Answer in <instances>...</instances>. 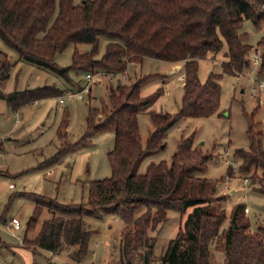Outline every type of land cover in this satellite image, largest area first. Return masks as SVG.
Returning a JSON list of instances; mask_svg holds the SVG:
<instances>
[{
	"label": "trees",
	"instance_id": "obj_1",
	"mask_svg": "<svg viewBox=\"0 0 264 264\" xmlns=\"http://www.w3.org/2000/svg\"><path fill=\"white\" fill-rule=\"evenodd\" d=\"M243 20L262 28L264 0H0V40L18 54L19 60L44 67L69 81L65 75L69 69L115 74L124 72L129 63L139 69L146 57L183 64L181 106L175 114L151 112L154 130L146 149L141 146L137 115L147 111L161 94L156 91L149 97L140 96L142 84L151 76L110 87L108 101H101V109H89L81 141L91 134L114 133L113 148L107 154L111 174L90 182L84 203L61 204L39 198L26 231L35 228L42 207L51 215L33 239H23L24 246L52 254L69 248L70 259L81 263L94 234L82 217L113 214L124 224L118 240V264H133L134 254L141 250L142 264H150L153 233L172 210L180 214L181 220L158 264H264V227L250 231L239 216L244 206L237 205L228 226L221 229L226 216L212 205L217 184L199 176L206 170L209 155L194 146L193 136L180 140L169 163L152 162L144 173L135 172L146 153L164 147L163 139L171 126L181 119L216 113L219 75L210 73L200 82L198 61L222 51L226 59L221 63L224 72L236 75L247 67L253 47L243 42L245 35L238 32ZM101 37L108 41L102 56L96 58ZM71 44H88L92 49L78 52L74 48L71 64L62 70L53 57ZM256 47L260 51L257 73L261 75L264 30ZM13 65L0 51V84L9 77ZM79 88L82 91L84 86ZM62 95L63 91L54 86L6 94L0 91V97L14 111ZM254 126L252 123L248 130L249 149H235L234 155L240 160L241 173L252 170L256 177V170L261 169L263 180L262 133L254 132ZM219 238L222 263H216L211 252L213 242Z\"/></svg>",
	"mask_w": 264,
	"mask_h": 264
},
{
	"label": "rangeland",
	"instance_id": "obj_2",
	"mask_svg": "<svg viewBox=\"0 0 264 264\" xmlns=\"http://www.w3.org/2000/svg\"><path fill=\"white\" fill-rule=\"evenodd\" d=\"M263 30L264 22L261 28L250 20H243L238 32L245 35L243 42L258 49L256 43ZM107 41L104 37L99 39L96 58L104 53ZM74 48L78 52L92 49L88 44H71L56 53L53 60L62 70L71 64ZM0 51L6 54L10 63H14L9 77L0 84L2 93L44 86L63 91L60 97L42 99L17 111L0 97V264H76L70 259L69 248L52 254L22 244L24 238L33 239L41 224L51 215L42 207L35 228L26 231V223L37 200L84 203L90 182L110 176L107 154L113 148L114 133L91 134L81 141L89 109H101V101H108L110 87L118 83L133 84L140 77L151 76L142 84L140 96L149 97L156 91L161 92L147 111L137 115L141 146L146 149L154 130L151 112L175 114L181 106L183 81L180 72L170 62L146 57L139 70L135 64L129 63L125 77L119 72L112 73L109 79L106 72L100 71V76L96 75L87 82L86 73L69 69L65 75L72 84L44 67L19 60L18 54L2 40ZM247 59L250 64L236 75L222 70L221 63L226 60L222 51L209 53L198 61L200 82H204L210 73L219 75L220 97L216 113L208 117L181 119L171 126L163 139L164 147L146 153L136 164L135 172L144 173L152 162L169 163L180 140L193 136L194 146L209 155L206 170L199 176L217 184L212 205L226 216L221 229L228 226L235 207L240 204L248 209V212L243 210L240 213V220L250 231H256L259 226L264 227L262 170H256V177L252 170L241 173L240 160L234 155L235 149H249L248 130L252 123L254 132L262 133L260 143L264 149V88L255 95L251 91L256 81L264 80V74L257 73L258 67L252 63L251 56L248 55ZM177 64L182 68V63ZM181 71L183 73V69ZM81 86H88L90 91L81 92ZM228 167L230 173L227 174ZM230 174L232 179L226 188V175ZM12 218L19 221V226L11 224ZM82 220L94 234L88 254L80 264H118V240L123 222L113 214L83 216ZM180 220L178 212H167V221L157 233H153L155 243L150 264H158L167 242L174 238ZM221 248L219 238L211 246L216 263L223 262ZM142 253L141 250L134 254L133 264H142L139 258Z\"/></svg>",
	"mask_w": 264,
	"mask_h": 264
},
{
	"label": "built area",
	"instance_id": "obj_3",
	"mask_svg": "<svg viewBox=\"0 0 264 264\" xmlns=\"http://www.w3.org/2000/svg\"><path fill=\"white\" fill-rule=\"evenodd\" d=\"M250 56H251L252 63L258 67L259 62H260V51L258 49H252ZM96 75L97 76L98 75L100 76L101 73H99V72L98 73H95V74H93V73H87L85 75L87 82H91L96 77ZM112 75H113L112 73H107L106 74V77H108L110 79L112 77ZM122 76L123 77L126 76L125 71L122 72ZM263 88H264V80L256 81L255 82V85L251 89L252 94L255 95V94L259 93ZM89 90H90V88L88 86H86V87L83 88V90L81 92L89 91ZM78 97H80V95H78ZM231 176H232L231 174L230 175H226V181H225V187L226 188H227L229 182L232 179ZM243 182L245 183L246 180H244ZM247 211H248V209L246 207H244V212H247ZM11 224L14 227H17V226H19V221L16 218H12L11 219ZM77 264H80V263H77ZM88 264H92V263H88Z\"/></svg>",
	"mask_w": 264,
	"mask_h": 264
},
{
	"label": "crops",
	"instance_id": "obj_4",
	"mask_svg": "<svg viewBox=\"0 0 264 264\" xmlns=\"http://www.w3.org/2000/svg\"><path fill=\"white\" fill-rule=\"evenodd\" d=\"M171 63V62H170ZM172 65L173 66H176L177 67V71H179L180 72V79H182V81H183V73H182V71H181V65H179V64H177V63H172ZM141 67V66H140ZM137 68V67H136ZM140 69V68H139ZM138 68H137V70H139ZM36 103V102H35ZM35 103H33V104H35ZM248 212V211H247Z\"/></svg>",
	"mask_w": 264,
	"mask_h": 264
},
{
	"label": "water",
	"instance_id": "obj_5",
	"mask_svg": "<svg viewBox=\"0 0 264 264\" xmlns=\"http://www.w3.org/2000/svg\"><path fill=\"white\" fill-rule=\"evenodd\" d=\"M63 70H65V69H63ZM237 227V225H235V228Z\"/></svg>",
	"mask_w": 264,
	"mask_h": 264
}]
</instances>
